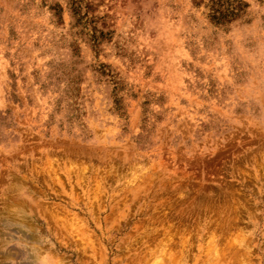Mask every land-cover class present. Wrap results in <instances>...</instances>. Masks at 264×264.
Listing matches in <instances>:
<instances>
[{"label": "rangeland", "instance_id": "rangeland-1", "mask_svg": "<svg viewBox=\"0 0 264 264\" xmlns=\"http://www.w3.org/2000/svg\"><path fill=\"white\" fill-rule=\"evenodd\" d=\"M0 264H264V0H0Z\"/></svg>", "mask_w": 264, "mask_h": 264}]
</instances>
